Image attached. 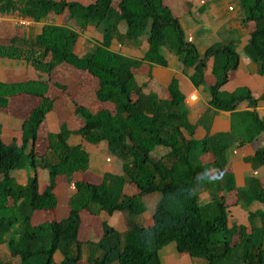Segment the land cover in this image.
<instances>
[{"label":"trees","instance_id":"1","mask_svg":"<svg viewBox=\"0 0 264 264\" xmlns=\"http://www.w3.org/2000/svg\"><path fill=\"white\" fill-rule=\"evenodd\" d=\"M241 4L245 22L253 27L244 52L264 76V0H241ZM16 11L35 22L64 17L77 25L76 30L49 25L34 40L14 38L0 44V59L25 61L47 78L0 80V111H7L17 97L37 101L9 141L0 125V245L6 246L16 264H162L160 252L170 244L205 264H264V211L252 210L254 204L264 205V147L245 158L253 170L263 172L246 189L236 187L228 169L227 154L236 141L245 146L264 134V120L257 113L238 112L242 105L255 109L264 102V93L255 97L246 87L224 90L230 73L240 65L238 44L212 46L201 58L165 0H0V15ZM90 28L102 39L84 58L78 55V43ZM115 40L130 49L144 45L143 58L129 59L112 51ZM167 53L192 69L190 80L196 88L205 85L211 66L216 82L210 87V104L233 114L231 132L198 140L176 78L166 99L138 81L136 72L144 63L168 67ZM74 71L88 79L91 91L94 85L100 108L94 113L75 103L79 128L63 124L41 141L40 128L56 104L50 88L65 92L60 79ZM74 137L108 146L122 163V174L72 181L68 216L35 223L38 213L57 209L63 177L89 175L90 154L73 142ZM158 147L169 152L156 157ZM30 170L34 175L22 185L20 176ZM37 170L44 173V185ZM128 186L135 193L128 194ZM157 193L161 199L152 224L145 226L138 221L147 212L145 198ZM236 206L246 210L248 225L230 221V210ZM103 213H121L126 232L103 222L98 240H83V215ZM0 264L13 263L0 259Z\"/></svg>","mask_w":264,"mask_h":264},{"label":"crops","instance_id":"2","mask_svg":"<svg viewBox=\"0 0 264 264\" xmlns=\"http://www.w3.org/2000/svg\"><path fill=\"white\" fill-rule=\"evenodd\" d=\"M165 1L172 9L174 15L178 17L186 40L195 44L198 54L201 58L205 57L207 51L212 46L230 41H234L238 44V51L241 56L240 65L236 71L230 73V80L224 87V90L227 93H231L238 88L244 87L249 88L255 97H259L264 93V76L259 74V66L249 60L244 52L245 47L250 41V35L253 27L252 24L245 22V15L242 10L241 0ZM49 25L64 26L74 30L77 29L75 21H72L69 18H50L47 20H42L41 22H35L29 18L22 17L20 13L16 11L9 15H0V44H7L14 38L24 41L34 40L38 35L41 34L43 28ZM101 39L102 36L99 31L93 28L88 29L86 32L81 34L77 49L78 55L81 57H89L94 51L95 46L101 42ZM111 49L112 51L119 53L126 58L136 60H141L145 52L144 45L140 50L130 49L120 45L116 40L113 42ZM166 56L168 59V67L144 63L142 67L136 72L137 77L141 80L139 82L145 84L147 91L156 94L160 99H166L168 87L171 81L176 78L179 82L181 92L185 95V105L189 112L188 118L190 123L196 126V138L198 140L204 139L208 134L231 132L234 119L233 114L230 112L218 111L210 104V87L216 82L214 76L212 75L211 66L209 65L207 68L205 85L201 88H196L190 80V77L193 74L192 69L184 67L176 56L169 53H167ZM76 78H79V81H77ZM0 80L2 82L15 83L27 80L46 81L47 78L43 73L35 70L25 61L0 59ZM62 80L65 83H62ZM60 83L67 87L65 92L62 91L64 98L66 94L68 95L66 97V101H63L67 102L69 105L68 108H70L72 111L70 113L73 115L75 110L74 104L72 102L73 100L76 99L79 101V103L87 105L85 99L89 94H91L94 101H96L94 94L91 91L90 82L88 79L82 77L77 71H74L67 76L61 77ZM76 83L77 86L75 85ZM87 87H89L90 92L87 90ZM69 89L72 90L74 96L72 93H69ZM20 99L33 98L29 96L14 98L10 102L9 109L7 111H0V114L3 113L4 115L7 114V112L10 113L9 110L13 108V105L15 106L13 102L16 100L20 101ZM96 103L98 102L96 101ZM59 109L60 108L56 109L55 107L53 111L58 117L63 116V112H58ZM89 109L92 110L91 108ZM245 111H253L264 120V102H261L255 109H250L246 105H242L238 110V112ZM53 112L49 114L46 119L49 125V117L53 116ZM0 125L3 127V131L5 132L6 128L4 129V127L7 126V124L4 125V123H0ZM62 125L63 123H57L54 125V128L52 126L51 127L55 130L54 132H57ZM74 126L79 128L80 120L79 122H76ZM17 129L18 127L14 128L16 131ZM75 143L81 144L83 148L90 154L91 165L88 172L89 175L82 176L81 179H77L76 176H74V180H84L90 177L93 179V181H98L102 180L105 174H116L110 169V164L114 161L108 160L107 162L103 156V154H110L108 146L104 144L97 146L89 145L82 141L81 138H78ZM261 147H264V134L252 143L245 146H240L239 142L236 141L229 149L227 154L228 169L233 174L236 187L238 189H246L253 177H261L263 175L261 169L253 170L251 165L245 162V158L253 156L255 150ZM168 152L169 149L158 147L155 156L162 157ZM93 154H95L94 157H92ZM92 158H95L96 160L93 161ZM93 163L98 165V167H93ZM95 169H98V171L96 170V172H94ZM114 169L118 170L117 175H121L122 163L120 161H115ZM23 179L25 183H22L21 180L20 183L22 185H26L28 179ZM44 184L45 181L40 185ZM130 187L131 186H128L127 189ZM131 188L133 193H135V189L133 187ZM71 189L72 188L70 187L67 188L68 194L70 193ZM226 195L227 197H232L234 194L226 193ZM148 197H154L153 204L155 205L156 209L161 199V195L157 193ZM263 207L264 205L254 204L252 206V210L260 209L264 211ZM154 212L152 213V216L147 219L149 216V209L147 208V212L139 218V223L145 226L151 225ZM230 212L231 216L233 217H239L241 213L245 214V220L247 223L243 222L242 224L238 225H248L247 212L241 206L233 207ZM67 216L68 212L65 217ZM103 222H107L109 226L113 227L120 233H125L127 230L124 217L121 213H115L112 216H108L103 213L97 217L84 214L83 224L84 227H87V230L83 233L81 231V235L84 238L83 240H98L102 234ZM256 224L257 226H260V220H257ZM167 247L160 252L162 264H205L203 260L193 259L186 254L178 253L176 246H170V248Z\"/></svg>","mask_w":264,"mask_h":264},{"label":"rangeland","instance_id":"3","mask_svg":"<svg viewBox=\"0 0 264 264\" xmlns=\"http://www.w3.org/2000/svg\"><path fill=\"white\" fill-rule=\"evenodd\" d=\"M241 6H242V4H241ZM242 10H243V8H242ZM243 13H244V10H243ZM82 57H86V56H82ZM71 79H73V78H71ZM71 79H69V80H71ZM78 79L79 78H76L77 81H79ZM138 81H141V80L139 79ZM62 83H65V82L62 80ZM75 85L77 86V83ZM93 87H94V85H92V93H93ZM87 90L90 92L89 87H87ZM69 91H70L69 93H72V95L74 96L72 90L69 89ZM50 96L53 97V99L56 101V106L55 107H56V109L60 108L58 110V112L59 111H60V113L63 112V116H59L58 117L53 112V116L49 117L50 125H49L47 120L44 122V124L40 128V139H41V141L44 139V137L46 136L47 133L55 131L53 129L55 124H57V123H59V124L61 123L62 124L63 123V124H67L68 127H71L72 129H76V127L74 125H75L76 122H79L78 118L75 115H73L72 113H70L72 111L70 110V108H68L69 105L67 104V102H64V101H66V97L68 96L67 94H66V96L64 98L62 91H60L56 87L52 86L51 90H50ZM92 97L93 96H91V94H89L88 97H86V99H85L87 105L86 104H84V105H86L89 108H91L92 111L95 113L100 108V104L96 103V101H94V99ZM72 102H73V104L79 103V101L76 100V99L73 100ZM13 103L15 104V106L13 105L12 106L13 108H11L9 110L10 113L7 112V114H4V115H3V113L0 114V123H4V125L7 124V126L4 127V129L6 128L5 129L6 131L4 132V136H5V140L6 141H9L10 138L13 135L18 133V131L20 130V126H21L22 120L27 116L29 111L36 105L37 101L35 99H20V101L16 100ZM17 124H18V126H17ZM15 127L16 128L18 127L17 131L14 130ZM262 135H260V136H262ZM78 138L79 137H74L72 139L73 142H75ZM42 145H40V147H39L40 149H43ZM94 155L95 154H93L92 157H94ZM103 156L105 157L107 162H108V160L114 161V162H112L110 164V169L112 170L113 173H116V175H117V173H118L117 171L118 170L114 169V165H115V161L119 162L118 161L119 159L116 158L111 152H110L109 155H106V154L104 155L103 154ZM92 159H93V161L96 160L95 158H92ZM106 164H109V163H106ZM93 167L97 168L98 165L93 163ZM96 170L98 171V169H95L94 172H96ZM39 173H40V176H39ZM33 175H34V171L30 170L25 175H21L20 176V178H21L20 180L22 181V183H25L23 178H27L28 179L29 177H31ZM37 175H38L40 184H42L45 181L44 178H43L44 177L43 172L41 170H37ZM82 176H83V174H78V175H76V178L77 179H81ZM74 179H75L74 176H72V177L71 176L70 177H63L62 178V180L60 181V184L58 186V189H57V198H58V207H57V209L55 211H53V212L38 213V215L35 217V223L46 222V221H51V220H60V219H63L67 215V212H68L67 201H68V197H69L67 188L68 187L72 188V181ZM65 182L67 183L66 187L64 185ZM127 193L128 194H132L133 193V190H132L131 187L127 189ZM153 199H154V197H148V198L145 199L146 206L149 209V214H148L149 216L147 217V219H149L150 216H152V213L155 210V205L153 204ZM151 205H153V206H151ZM144 221H145V219H144ZM230 221L231 222H235L237 224H242L243 222L247 223V221L245 220V214H243V213H241L239 215V217L238 216H236V217L231 216V220ZM86 230H87V227L86 226L84 227V224H83L82 230H81L82 233L86 232ZM9 235L12 236V234H9ZM170 246H175V245L174 244H170V245H168L167 248H170ZM0 259L2 261H4V262H9V263H13V264L17 263L16 260H14V259H12L10 257L8 249L6 248L5 245H0Z\"/></svg>","mask_w":264,"mask_h":264}]
</instances>
